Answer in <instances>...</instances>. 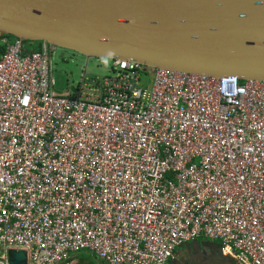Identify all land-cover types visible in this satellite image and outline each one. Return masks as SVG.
I'll return each instance as SVG.
<instances>
[{
  "label": "built area",
  "instance_id": "built-area-1",
  "mask_svg": "<svg viewBox=\"0 0 264 264\" xmlns=\"http://www.w3.org/2000/svg\"><path fill=\"white\" fill-rule=\"evenodd\" d=\"M56 49L0 30V264H168L203 237L264 264V80L115 59L58 91Z\"/></svg>",
  "mask_w": 264,
  "mask_h": 264
},
{
  "label": "water",
  "instance_id": "water-1",
  "mask_svg": "<svg viewBox=\"0 0 264 264\" xmlns=\"http://www.w3.org/2000/svg\"><path fill=\"white\" fill-rule=\"evenodd\" d=\"M0 30L75 51L86 66L90 59H118L264 80V0H0ZM209 245L194 240L177 251L194 258L207 255ZM9 264H28V254L10 250Z\"/></svg>",
  "mask_w": 264,
  "mask_h": 264
},
{
  "label": "rangeland",
  "instance_id": "rangeland-1",
  "mask_svg": "<svg viewBox=\"0 0 264 264\" xmlns=\"http://www.w3.org/2000/svg\"><path fill=\"white\" fill-rule=\"evenodd\" d=\"M25 46L29 49L35 47L37 48V42H25ZM61 53H64V56H61ZM53 69L54 75L56 79V88L58 91H66L71 90V88L77 87L80 84V81L83 78L84 70L86 68L85 78H89L92 75H103L109 73V65L112 60H104V59H90L86 66L87 59L72 50H66L61 47H58L53 54ZM201 241L205 242H216L221 243V240H212L210 238L203 237L200 239ZM209 245L208 248L213 249ZM220 248V247H218ZM77 262L73 264H87L91 262L93 258H91V254L89 252H82L77 257H75ZM196 260H186L184 264H193ZM98 264V263H96Z\"/></svg>",
  "mask_w": 264,
  "mask_h": 264
},
{
  "label": "crops",
  "instance_id": "crops-1",
  "mask_svg": "<svg viewBox=\"0 0 264 264\" xmlns=\"http://www.w3.org/2000/svg\"><path fill=\"white\" fill-rule=\"evenodd\" d=\"M41 47L43 46L44 42L41 41ZM86 70V69H85ZM81 82V81H80ZM178 249V248H177ZM177 253V250H176ZM178 256L175 257V262H169V264H184V261L189 260H196L194 261L193 264H237L235 258L231 255H226V253H224V251L221 248H207V255H203V256H194V258L192 256H190V251H178ZM91 254V258H93V260L98 263V264H103L96 255ZM176 255V254H175ZM224 255V261L222 258H220V256ZM74 262H77V260H74L73 262H71L70 264H73ZM89 263V262H88ZM93 264V263H90Z\"/></svg>",
  "mask_w": 264,
  "mask_h": 264
},
{
  "label": "trees",
  "instance_id": "trees-1",
  "mask_svg": "<svg viewBox=\"0 0 264 264\" xmlns=\"http://www.w3.org/2000/svg\"><path fill=\"white\" fill-rule=\"evenodd\" d=\"M11 37H13V38H15V36H13V35H10ZM25 42H30V41H24V44H25ZM35 42H37V48L35 47V49L34 50H41L42 49V47H41V41H35ZM31 43H33V42H31ZM28 48V47H27ZM241 81L242 82H244V81H246V80H244V79H241ZM72 261H73V259H72ZM71 262V261H70ZM90 263H93V264H96V262L94 261V260H92L91 262H89V263H87V264H90Z\"/></svg>",
  "mask_w": 264,
  "mask_h": 264
},
{
  "label": "clouds",
  "instance_id": "clouds-1",
  "mask_svg": "<svg viewBox=\"0 0 264 264\" xmlns=\"http://www.w3.org/2000/svg\"><path fill=\"white\" fill-rule=\"evenodd\" d=\"M56 46H57V45H56ZM57 48H58V46H57ZM114 60H115V59H114ZM84 72H85V73H84L83 76H85V74H86V70H84ZM83 78H84V77H83ZM177 252H178V251H177ZM175 254H176V253H175ZM175 257H176V256H175ZM173 259H175V258H173ZM74 260H75V257L73 258V261H74ZM70 261L73 262L72 259H71ZM70 261L67 262V263H65V264H70V263H71ZM171 262H172V261H171ZM168 264H169V263H168Z\"/></svg>",
  "mask_w": 264,
  "mask_h": 264
}]
</instances>
